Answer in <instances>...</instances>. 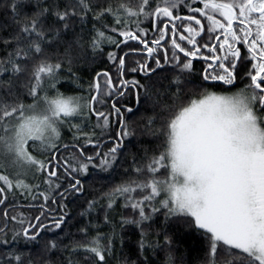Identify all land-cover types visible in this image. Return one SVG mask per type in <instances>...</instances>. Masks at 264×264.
Here are the masks:
<instances>
[{
  "label": "snow or ice",
  "instance_id": "obj_1",
  "mask_svg": "<svg viewBox=\"0 0 264 264\" xmlns=\"http://www.w3.org/2000/svg\"><path fill=\"white\" fill-rule=\"evenodd\" d=\"M105 60L115 76L96 70ZM141 107L151 115L137 136L127 114ZM101 174L111 187L66 231V201ZM0 205L12 210L0 217V264L54 252L68 255L47 264H111L126 225L139 231V264L165 249L163 264H175L172 229L200 237L201 264H264V0H5ZM118 208L131 215L114 222Z\"/></svg>",
  "mask_w": 264,
  "mask_h": 264
},
{
  "label": "trees",
  "instance_id": "obj_2",
  "mask_svg": "<svg viewBox=\"0 0 264 264\" xmlns=\"http://www.w3.org/2000/svg\"><path fill=\"white\" fill-rule=\"evenodd\" d=\"M35 2V0H33ZM192 2V0H190ZM5 3V0H0V5H3ZM34 8H29L27 11L30 13L34 11ZM147 27V23L144 25ZM152 33H149V38L151 37ZM135 43V42H133ZM136 59H139V57H136ZM96 70L106 69L112 72V74L115 76V69L112 68L109 63L105 60L103 62H99L96 66ZM82 77L81 83H84L85 81H89L92 79V75L89 74V71L87 68L82 69L77 73ZM66 73H61L62 77H66ZM127 79H132V76H127ZM135 78L139 79L140 76L137 75ZM61 91H68L70 94L75 91L74 86L69 82L67 79H62L61 84L59 85ZM84 87H87V84L84 83ZM217 90V89H216ZM26 102L30 103L31 100H27ZM128 106H131L135 109V99L134 95L127 101ZM151 115V112H145V109L143 107L140 108L139 112H135V114H127V118L130 122V124H133V127L137 129V136H140V133L138 129L142 126L140 121L143 116ZM135 143V141H134ZM142 143L145 144V146L148 147H155L156 142L150 140L149 138L145 137L142 140ZM110 146V145H109ZM135 150V148H134ZM124 167H129L128 164H125ZM121 175L114 178V183H119L121 178H123V169L120 170ZM82 182L85 184V193L80 194L79 197L75 200H72L71 198L69 201H66L68 203V208L70 212V222L71 227L68 229H65L66 231H71L72 233H76L78 228L82 227L85 223L88 222L89 217L87 215L80 216L79 213L84 211L86 208V201L93 198V196H99L101 190L107 191L111 185H106L101 183V179H107V174H101V177L98 178L96 181H93V178L91 175L87 177H82ZM9 200H12V197L9 196ZM16 202L20 205L24 206L26 204V201L24 197L19 196V194L16 197ZM5 207H9L10 214H12L11 206L10 205H0V217L3 215V211ZM55 207V206H53ZM23 210L29 215H36L38 213L36 212H29L26 207L18 208L16 211ZM120 214L123 215H131L130 212H125L122 209H117L115 213H113L114 222H118L120 220ZM95 215V214H94ZM162 219V218H161ZM93 224L97 223L95 219L92 220ZM2 226V224H0ZM156 227V226H154ZM102 230L104 232H109L111 229L110 227H103ZM117 232L121 233L123 236L124 243L121 244L119 239H117L116 242V256L111 261V264H118V261H127V264H139L140 260L142 259V256L138 249V241H139V231L135 229L134 226L126 225L124 227V230L121 231L119 227H117ZM59 232V230H56ZM171 232H175V239L176 243H174L172 251L175 258V264H201V262L204 260V247H203V241L200 239V237L195 233H187L184 232L181 234V232H177L175 229L170 230ZM49 238L52 236V233L49 232L46 234ZM63 235V233H61ZM76 239H83V237L76 236ZM153 240H155V237H152ZM69 241L65 239V243H68ZM161 243H163V240L161 238ZM43 246V242L41 244L36 245L37 248H40ZM33 248L32 245H29L28 248H25L24 251L29 252ZM167 249L165 250H158L157 255L152 257L153 264H163V261L165 259ZM68 253H59L54 252L53 254H49L48 256L40 257L42 264H47V260L51 259L52 261L59 260L63 257H66ZM150 255V253L148 254ZM34 259H37L36 257H33ZM74 259L82 260V255L74 257Z\"/></svg>",
  "mask_w": 264,
  "mask_h": 264
},
{
  "label": "flooded vegetation",
  "instance_id": "obj_3",
  "mask_svg": "<svg viewBox=\"0 0 264 264\" xmlns=\"http://www.w3.org/2000/svg\"><path fill=\"white\" fill-rule=\"evenodd\" d=\"M195 6H201V5H195ZM185 14H186V12H185ZM202 22L206 23V21H202ZM151 38H152V35H151L150 39ZM207 41H208V37L205 36L204 40H201L200 43L203 44V43H205ZM203 67H204V62L201 59L194 60V68H195L197 73L201 72ZM238 87H242V85H238ZM217 90L220 91V89H217ZM231 90H234V89H231Z\"/></svg>",
  "mask_w": 264,
  "mask_h": 264
},
{
  "label": "rangeland",
  "instance_id": "obj_4",
  "mask_svg": "<svg viewBox=\"0 0 264 264\" xmlns=\"http://www.w3.org/2000/svg\"><path fill=\"white\" fill-rule=\"evenodd\" d=\"M236 89H234V90H231V91H235ZM218 91V90H217ZM1 226V225H0Z\"/></svg>",
  "mask_w": 264,
  "mask_h": 264
}]
</instances>
